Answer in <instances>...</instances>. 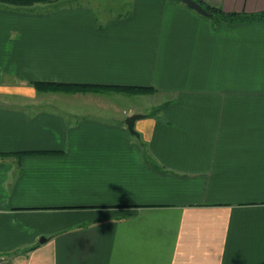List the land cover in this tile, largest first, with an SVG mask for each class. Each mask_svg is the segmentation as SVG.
Instances as JSON below:
<instances>
[{
    "label": "crops",
    "instance_id": "obj_1",
    "mask_svg": "<svg viewBox=\"0 0 264 264\" xmlns=\"http://www.w3.org/2000/svg\"><path fill=\"white\" fill-rule=\"evenodd\" d=\"M62 2L0 3V263L264 264V21ZM133 87L160 95L138 137L107 111Z\"/></svg>",
    "mask_w": 264,
    "mask_h": 264
},
{
    "label": "rangeland",
    "instance_id": "obj_2",
    "mask_svg": "<svg viewBox=\"0 0 264 264\" xmlns=\"http://www.w3.org/2000/svg\"><path fill=\"white\" fill-rule=\"evenodd\" d=\"M75 3H79V1L83 0H73ZM97 2H101L100 5H102L105 8V14L100 12L98 13L99 15H111L110 13H115L116 12V7H112L114 0H96ZM43 5V4H39ZM51 5V8L54 9H59V7H62L63 2L62 0H59L55 3L48 4ZM109 7V10L107 9ZM101 9V6L100 8ZM43 92H68V93H76V92H70V91H63V90H46L43 89ZM88 91V90H87ZM83 92V91H80ZM110 96H113L115 102L114 105H112V108H107L108 112H111L110 114L116 113L119 115L124 116V111L125 112H130L132 113H137V114H142V115H149V116H154L155 114H160V109L158 106L159 100H160V95H155L152 93L145 94L143 91H138L135 94L133 93H128V94H123V93H110ZM162 98V97H161ZM111 101V97L108 99ZM119 102V103H118ZM106 109V108H105ZM107 112H105L106 114ZM110 114L106 115L105 117H110ZM141 120V119H140ZM139 121V120H137Z\"/></svg>",
    "mask_w": 264,
    "mask_h": 264
},
{
    "label": "trees",
    "instance_id": "obj_3",
    "mask_svg": "<svg viewBox=\"0 0 264 264\" xmlns=\"http://www.w3.org/2000/svg\"><path fill=\"white\" fill-rule=\"evenodd\" d=\"M59 0H0V3L13 5V6H32L35 3L39 4H51L55 3ZM176 2H181V0H173ZM197 1V0H196ZM199 2V1H198ZM205 10L211 14L210 17L216 23L219 21H223L227 24L233 23H243V22H250L254 20L264 21V12H259L255 14H239V13H225L220 8L212 7L207 4H203L199 2ZM33 86L39 90H63V91H70V92H80V91H87L93 90L94 88H98L101 86H87L82 84H53V83H43V82H35ZM122 90L130 89L136 91H149L150 88H140V87H133V88H119Z\"/></svg>",
    "mask_w": 264,
    "mask_h": 264
},
{
    "label": "water",
    "instance_id": "obj_4",
    "mask_svg": "<svg viewBox=\"0 0 264 264\" xmlns=\"http://www.w3.org/2000/svg\"><path fill=\"white\" fill-rule=\"evenodd\" d=\"M181 3H183L185 6H187L188 8L194 10L195 12H197L198 14L204 16V17H210L211 14L208 13L205 8L196 0H181ZM144 117V115L142 114H131L125 117L124 119V123L127 127V130L129 132V134L138 137V133L135 130V122L137 120H140ZM44 239H41L40 242H43Z\"/></svg>",
    "mask_w": 264,
    "mask_h": 264
},
{
    "label": "built area",
    "instance_id": "obj_5",
    "mask_svg": "<svg viewBox=\"0 0 264 264\" xmlns=\"http://www.w3.org/2000/svg\"><path fill=\"white\" fill-rule=\"evenodd\" d=\"M0 264H5L4 262H1Z\"/></svg>",
    "mask_w": 264,
    "mask_h": 264
}]
</instances>
